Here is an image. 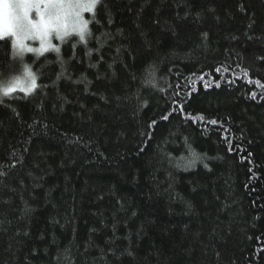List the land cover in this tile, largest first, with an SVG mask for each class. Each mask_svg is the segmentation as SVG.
<instances>
[{"label":"trees","instance_id":"obj_1","mask_svg":"<svg viewBox=\"0 0 264 264\" xmlns=\"http://www.w3.org/2000/svg\"><path fill=\"white\" fill-rule=\"evenodd\" d=\"M95 20L59 54L0 40V78L40 85L0 103V264H264V89L242 71L264 83V0H101ZM177 84L193 120L161 119Z\"/></svg>","mask_w":264,"mask_h":264},{"label":"snow or ice","instance_id":"obj_2","mask_svg":"<svg viewBox=\"0 0 264 264\" xmlns=\"http://www.w3.org/2000/svg\"><path fill=\"white\" fill-rule=\"evenodd\" d=\"M100 4L101 0H0V40L11 38L12 47L15 50L13 55L21 59L25 53L43 55L51 50L59 54L61 48L53 42L54 39H58L63 44L76 36L78 37V44L87 45L89 38H92L89 28L90 23L95 21L96 24H99V21L95 20V11L97 5ZM102 7L105 6L102 5ZM85 13L92 14V20L86 19ZM108 23H112L110 18ZM251 27L252 25L250 24L249 28ZM202 35L207 40L208 33L205 32ZM233 39L238 38L233 37ZM247 39L252 40L253 37L248 36ZM27 41H39V47H32ZM72 47H76V44H73ZM88 55H91V49H89ZM256 60L264 62V55L256 56ZM59 63L63 69L65 61L60 59ZM214 71L220 73L221 79H223V73L227 72L228 68L221 65L215 67ZM242 71L247 84L256 85L264 89V83L260 79L249 78V69L245 68ZM208 75L210 73H202L199 77L205 88L210 86L204 79ZM61 76H63V71L57 75L56 79L59 80ZM148 76L149 79L146 80V83H153L154 71L149 72ZM239 78V76L235 77V79ZM235 79L228 80L227 83H235ZM215 86L219 87V82ZM38 87L40 85L38 84L37 73L32 70L31 66L25 64L21 75L14 76L10 80H0V103L4 102V97L11 96L17 90L29 95L34 93ZM185 87L186 85L180 84L175 86L174 106L170 105L172 111L168 115L162 116L161 119L167 120L173 113L178 112L185 119L193 120L191 115H185V104L177 99L180 91ZM187 87L191 88V83ZM191 94V91L186 93L188 96H191ZM250 95L255 98L257 93L252 91ZM262 98H264V94H262ZM203 119L201 116L199 122H203ZM156 123L155 120L152 121L153 125ZM208 123L216 125L218 121L211 120ZM222 133V139L225 142H229V129H222ZM228 150L233 151L230 142ZM192 156L194 159L188 162L187 167H194L196 160L201 159L194 151ZM204 166L205 168L208 167L207 164ZM12 167H15V165H12ZM3 175H6V173L0 172V176Z\"/></svg>","mask_w":264,"mask_h":264},{"label":"rangeland","instance_id":"obj_3","mask_svg":"<svg viewBox=\"0 0 264 264\" xmlns=\"http://www.w3.org/2000/svg\"><path fill=\"white\" fill-rule=\"evenodd\" d=\"M84 15H85V18L88 19V17H90L92 14H90V13H85ZM53 42L56 43L60 48H62V46L64 45V43L61 44L60 41H59L58 39H54ZM27 43H29V45L32 46V47H39V41H27ZM51 52H52V53H55V52H53V51H51V50H50L49 52H47V53H51ZM47 53H44L43 55H45V54H47ZM29 55H33L34 57H41V56H43V55H38V54H36V53H25L23 57H27V56H29ZM29 66H30V65H29ZM31 68H32V70L35 72V69L33 68V66H32ZM0 80H4V79L0 78ZM5 80H9V79H5ZM17 92H19V90H17ZM4 98H5V97H4Z\"/></svg>","mask_w":264,"mask_h":264}]
</instances>
